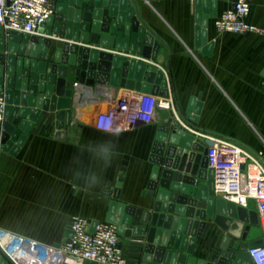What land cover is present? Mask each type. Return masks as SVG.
<instances>
[{
  "label": "crops",
  "instance_id": "1",
  "mask_svg": "<svg viewBox=\"0 0 264 264\" xmlns=\"http://www.w3.org/2000/svg\"><path fill=\"white\" fill-rule=\"evenodd\" d=\"M133 2L138 17L153 33L150 58L58 36L54 45L61 47L67 42L146 62L148 70L162 72L166 82L163 96L169 107L157 108L150 122L116 132L103 131L95 127L96 114L106 110L111 99L139 91L105 83L95 92L82 84L86 99L72 110L71 123L59 137L54 135V112L42 110L15 153L0 145V227L58 244L72 215L105 220L112 198L107 191L118 182L117 201L124 202L131 212L137 208L152 211V198L143 191L156 164L152 160L154 135L160 126H170L173 121L196 140L227 138L264 162V0H253L245 18L261 30L242 34L216 29L215 17L231 7V1L215 0L212 5L211 0L208 8L215 15L207 20V41H212L209 54L201 50L202 45L195 46L190 0ZM30 34L44 35L39 29ZM192 96L200 102L193 128L182 120ZM242 207L257 213L252 199ZM24 217H36L38 222L35 226L25 224ZM134 223L140 224L138 220ZM211 226L213 222L208 221L207 227ZM119 236L129 264H139L144 236Z\"/></svg>",
  "mask_w": 264,
  "mask_h": 264
},
{
  "label": "water",
  "instance_id": "2",
  "mask_svg": "<svg viewBox=\"0 0 264 264\" xmlns=\"http://www.w3.org/2000/svg\"><path fill=\"white\" fill-rule=\"evenodd\" d=\"M190 1L195 46L202 45L209 54L212 41H207L206 27L215 11H209L211 0ZM52 7L53 13L40 24L44 35L5 31L0 24V145L10 153L23 144L42 110L54 112L55 137L63 134L72 110L86 99L82 84L95 92L109 83L165 93L162 72L148 70L142 60L67 42L54 45L58 36L150 58L153 33L138 17L133 0H52ZM199 109L200 102L190 97L182 118L186 125L195 126ZM211 143L196 140L178 121L159 127L152 144L156 164L143 191L152 198V211L131 212L117 201L119 182L107 191L112 198L105 221L113 223L119 235L144 236L139 264H254L248 249L264 242L257 213L217 195L214 169L205 157ZM196 179L204 182L196 184ZM208 221L214 226L207 227ZM0 264L5 262L0 259Z\"/></svg>",
  "mask_w": 264,
  "mask_h": 264
},
{
  "label": "built area",
  "instance_id": "3",
  "mask_svg": "<svg viewBox=\"0 0 264 264\" xmlns=\"http://www.w3.org/2000/svg\"><path fill=\"white\" fill-rule=\"evenodd\" d=\"M231 7L215 17L219 32L251 33L261 29L245 20L253 0H229ZM53 13L52 0H0V24L5 31L32 33ZM4 96L0 93V120ZM163 95L129 92L111 99L94 119L97 129L116 132L138 122H150L157 108H168ZM207 145V164L214 169L216 192L238 205L248 199L257 204L261 239L264 241V162L245 146L223 137ZM92 229V231L90 230ZM64 239L45 243L0 227V259L5 264H129L113 223L72 215ZM254 264H264V242L248 249Z\"/></svg>",
  "mask_w": 264,
  "mask_h": 264
},
{
  "label": "rangeland",
  "instance_id": "4",
  "mask_svg": "<svg viewBox=\"0 0 264 264\" xmlns=\"http://www.w3.org/2000/svg\"><path fill=\"white\" fill-rule=\"evenodd\" d=\"M35 218L36 217H24V223L25 224H29V225H34L35 226V224L38 222V220L36 219V221H35ZM45 219L47 218V217H44ZM49 218H51V217H49ZM49 218H47L46 220H49ZM65 219L67 218V216H65L64 217ZM51 220V219H50Z\"/></svg>",
  "mask_w": 264,
  "mask_h": 264
}]
</instances>
